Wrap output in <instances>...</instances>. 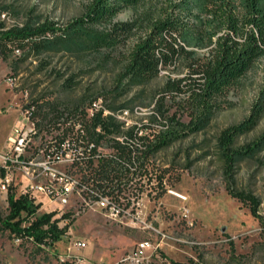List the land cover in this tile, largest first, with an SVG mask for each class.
<instances>
[{
  "label": "rangeland",
  "instance_id": "374dc122",
  "mask_svg": "<svg viewBox=\"0 0 264 264\" xmlns=\"http://www.w3.org/2000/svg\"><path fill=\"white\" fill-rule=\"evenodd\" d=\"M92 1L0 0V31L38 20L53 21L56 27L63 29L84 15ZM174 1L145 0L125 8L107 22L90 25L98 32L108 33L116 23H135L118 43L112 47L102 46L97 52L35 49L33 45L40 42L39 36L23 42H3L0 50V151L7 146L15 121L23 118L22 112L32 105L35 107L33 119L39 124L32 149L39 155L52 153L64 130L86 121L96 108L104 106L101 98L94 100L101 94L109 97L110 105H129L130 110L116 112L125 126L150 122L155 101L168 77L186 75L182 61L162 68L157 78L129 92L118 94L114 89L119 85L122 88L126 82L123 75L135 45L147 36L152 22ZM62 33L59 30L47 35L59 37ZM190 81L187 78L183 83ZM263 89L264 59H261L218 98L216 112L204 130L175 141L153 156L156 168L169 169L161 197L155 198L162 191L161 187L157 189L155 178L149 184L143 179L140 204L133 203L137 194L123 192L117 203L120 211L117 217L98 203L87 204L91 199L85 202L77 191L65 207L45 199L39 213L56 208L57 217L65 212L75 214L67 233L53 246L16 242L1 223L9 213L10 191L0 193V264H59L60 256L66 257L67 247L74 238L88 241L87 247L75 249L74 255L106 263H114L137 241L149 238L179 264H264V150L241 161L232 182L236 190L250 192L259 199L260 217H255L247 203L233 197L226 189L224 164L217 146L222 130L250 115ZM174 96H167L165 102L168 115L188 122L190 115L186 105H182L183 96ZM153 124L159 128L160 119ZM263 131L264 117L253 131L241 136L237 144L249 143ZM109 145L110 142L105 141L100 150L111 152ZM60 168L80 181L81 173L76 166L60 164ZM139 187L140 184L137 189ZM20 189L18 186L14 193H19ZM172 190L185 195L186 199L174 195ZM37 198L44 199L42 195ZM68 221L61 220L60 225ZM147 225L152 228L146 229Z\"/></svg>",
  "mask_w": 264,
  "mask_h": 264
},
{
  "label": "trees",
  "instance_id": "16d2710c",
  "mask_svg": "<svg viewBox=\"0 0 264 264\" xmlns=\"http://www.w3.org/2000/svg\"><path fill=\"white\" fill-rule=\"evenodd\" d=\"M144 1L93 0L84 15L63 29L56 27L53 21L38 20L1 30L0 50L3 42H23L38 36L41 39L33 45L35 49L42 47L88 53L97 52L102 46L112 47L135 23H116L108 33L98 32L90 25L107 22L125 8ZM59 30L63 31L59 37L47 35ZM261 59H264V0L172 2L171 7L152 22L147 36L135 45L123 75L126 82L122 88L119 85L114 89L118 94L129 92L157 78L162 68L182 61L187 69L186 75L168 77L160 97L155 101L153 119L125 126L115 114L129 109V105H110L107 103L109 97L101 94L94 100L101 98L104 106L83 121L80 129L69 127L62 133L59 144L70 137L76 148L80 147L85 153L74 163L81 173V184L87 187L84 196L91 198L92 191H95L98 196H111L118 201L123 192L129 191L140 198L144 192L141 181L147 179L145 184H149L155 178L157 189L162 188L155 198L161 197L169 169L156 168L153 156L175 141L204 130L216 112L218 98ZM187 78L191 81L183 83ZM169 95L183 96L182 105H186L190 115L188 122L176 115H168L165 102ZM105 110L110 113L105 115ZM263 117L264 89L250 115L222 130L217 139L224 164L226 189L233 197L247 203L255 217H260L259 199L250 192L236 190L232 182L236 166L264 150V131L249 143L237 144L238 139L253 131ZM158 119L161 125L155 128L153 121ZM105 141L110 142L111 152L100 150ZM138 184L141 186L139 189ZM136 190L137 193H134ZM8 203L9 213L1 223L14 239L21 237V244L32 242L39 247L53 246L67 233L75 217L71 212H65L60 217L56 216V211L39 213L42 203H35L24 194L16 197L12 191L8 195ZM61 220L70 221L60 225Z\"/></svg>",
  "mask_w": 264,
  "mask_h": 264
},
{
  "label": "built area",
  "instance_id": "2783aa9c",
  "mask_svg": "<svg viewBox=\"0 0 264 264\" xmlns=\"http://www.w3.org/2000/svg\"><path fill=\"white\" fill-rule=\"evenodd\" d=\"M100 107L96 108L98 110ZM95 110V111H96ZM35 107L32 105L23 112V118H18L14 125L12 133L8 136V144L0 151V193L14 192L18 186L21 188L16 197L28 195L35 203H42L45 199L56 203L58 207L67 206L72 196L77 191L84 196L86 186L81 184L77 177L70 174L67 170L60 168V164H71L85 156L81 148H76L70 137H67L61 144L55 147L52 153H35L32 149L33 137L37 134V123L33 119ZM93 111L91 116L95 113ZM123 112V111H120ZM105 110L104 114H109ZM117 117V114H115ZM75 129L82 127V122L74 123ZM50 152V149L49 151ZM41 156V157H39ZM42 195L44 199L37 197ZM90 203H98L103 208H109L113 216H119L120 211L117 209L118 201L111 196H98L99 194L92 191ZM98 198H94L97 197ZM140 198H135L133 203L139 205ZM85 202L87 198L84 196ZM137 209V207H136ZM56 208H54V211ZM39 212V210H38ZM146 229L152 226H146ZM18 239V238H16ZM88 241L85 239L74 238L66 250V257L73 253L75 249H85ZM75 264H179L173 262L167 257L158 246L149 238L137 241L134 246L123 252L114 263H106L88 259L83 255H77Z\"/></svg>",
  "mask_w": 264,
  "mask_h": 264
},
{
  "label": "bare ground",
  "instance_id": "6f19581e",
  "mask_svg": "<svg viewBox=\"0 0 264 264\" xmlns=\"http://www.w3.org/2000/svg\"><path fill=\"white\" fill-rule=\"evenodd\" d=\"M172 193L176 196H179L183 199H186V196L177 191H173L172 190ZM21 238V237H20ZM18 238V239H15L16 242H21V239ZM32 240V239H31ZM75 260H77V255H74L73 253H69V258H60L59 261L60 262H63V263H66V264H75ZM59 262V263H60Z\"/></svg>",
  "mask_w": 264,
  "mask_h": 264
}]
</instances>
